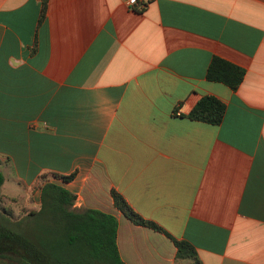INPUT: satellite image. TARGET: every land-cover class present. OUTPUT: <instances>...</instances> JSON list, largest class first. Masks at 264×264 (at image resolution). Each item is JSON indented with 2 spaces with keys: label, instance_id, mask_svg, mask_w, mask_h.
<instances>
[{
  "label": "crops",
  "instance_id": "1",
  "mask_svg": "<svg viewBox=\"0 0 264 264\" xmlns=\"http://www.w3.org/2000/svg\"><path fill=\"white\" fill-rule=\"evenodd\" d=\"M0 0V172L36 207L54 181L117 220L125 264H264V0ZM217 55L237 87L205 77ZM221 120L185 116L202 94ZM72 173L67 181L54 176ZM2 184V183H1Z\"/></svg>",
  "mask_w": 264,
  "mask_h": 264
},
{
  "label": "trees",
  "instance_id": "2",
  "mask_svg": "<svg viewBox=\"0 0 264 264\" xmlns=\"http://www.w3.org/2000/svg\"><path fill=\"white\" fill-rule=\"evenodd\" d=\"M45 0H41L40 14ZM244 69L217 55H212L205 77L237 87ZM224 102L215 95L199 96L185 116L207 123H218ZM54 176L62 181L72 173ZM3 176L0 172V185ZM113 206L130 222L164 233L175 246V256L201 264L194 246L175 238L154 220L138 213L114 188L109 190ZM74 194L54 181L39 185L38 204L20 209L16 214L1 203L0 193V264H125L115 242L117 220L113 213L95 207L72 206Z\"/></svg>",
  "mask_w": 264,
  "mask_h": 264
},
{
  "label": "rangeland",
  "instance_id": "3",
  "mask_svg": "<svg viewBox=\"0 0 264 264\" xmlns=\"http://www.w3.org/2000/svg\"><path fill=\"white\" fill-rule=\"evenodd\" d=\"M0 189L2 190V192L4 194H8L10 195L11 193H18L20 192L19 188L16 187L14 185V187H12L11 185V182H8L7 180L3 181L2 184L0 185ZM16 198L14 200H11V199H5L3 202H2V205L3 206H6L7 208H17L20 206L21 202H22V198L20 199L19 196L15 195ZM34 199L38 200V195H36L34 197ZM180 258V257H178ZM181 259V262L180 264H190L189 262V259L188 258H180Z\"/></svg>",
  "mask_w": 264,
  "mask_h": 264
},
{
  "label": "built area",
  "instance_id": "4",
  "mask_svg": "<svg viewBox=\"0 0 264 264\" xmlns=\"http://www.w3.org/2000/svg\"><path fill=\"white\" fill-rule=\"evenodd\" d=\"M126 4H133L135 0H124Z\"/></svg>",
  "mask_w": 264,
  "mask_h": 264
}]
</instances>
